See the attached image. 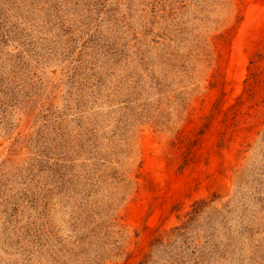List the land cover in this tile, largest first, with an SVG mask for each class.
I'll use <instances>...</instances> for the list:
<instances>
[{
  "label": "rangeland",
  "instance_id": "1",
  "mask_svg": "<svg viewBox=\"0 0 264 264\" xmlns=\"http://www.w3.org/2000/svg\"><path fill=\"white\" fill-rule=\"evenodd\" d=\"M146 255L264 264V0H0V264Z\"/></svg>",
  "mask_w": 264,
  "mask_h": 264
},
{
  "label": "trees",
  "instance_id": "2",
  "mask_svg": "<svg viewBox=\"0 0 264 264\" xmlns=\"http://www.w3.org/2000/svg\"><path fill=\"white\" fill-rule=\"evenodd\" d=\"M209 200H199L193 205V209L191 212H189V217L186 221H184L181 225L176 226L173 229V235L177 237L178 235H182L183 233L186 232L187 228L189 225L196 219V217L205 210V208L208 206ZM157 242H161V239H157L155 241V244ZM147 257V258H146ZM146 259H144L141 264H146L150 258V255H146Z\"/></svg>",
  "mask_w": 264,
  "mask_h": 264
}]
</instances>
